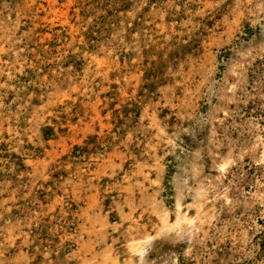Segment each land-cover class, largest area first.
<instances>
[{"label": "rangeland", "instance_id": "1", "mask_svg": "<svg viewBox=\"0 0 264 264\" xmlns=\"http://www.w3.org/2000/svg\"><path fill=\"white\" fill-rule=\"evenodd\" d=\"M0 264H264V0H0Z\"/></svg>", "mask_w": 264, "mask_h": 264}, {"label": "bare ground", "instance_id": "2", "mask_svg": "<svg viewBox=\"0 0 264 264\" xmlns=\"http://www.w3.org/2000/svg\"><path fill=\"white\" fill-rule=\"evenodd\" d=\"M195 214L190 217H184V219L182 220V224L184 226V228H186V231L191 234L193 232V230L195 229L196 224L200 223V221L202 220V218L206 215L207 210L206 208L203 206V201L201 198V192L200 191H196L195 192ZM190 236H188L189 238ZM135 245V244H133ZM141 243L136 244V248L139 249L140 248ZM141 249V248H140ZM139 249V250H140Z\"/></svg>", "mask_w": 264, "mask_h": 264}]
</instances>
